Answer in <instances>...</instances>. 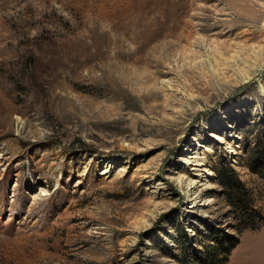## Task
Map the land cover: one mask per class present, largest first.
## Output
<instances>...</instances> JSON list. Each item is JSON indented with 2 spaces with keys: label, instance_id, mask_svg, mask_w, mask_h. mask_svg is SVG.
I'll use <instances>...</instances> for the list:
<instances>
[{
  "label": "rangeland",
  "instance_id": "1",
  "mask_svg": "<svg viewBox=\"0 0 264 264\" xmlns=\"http://www.w3.org/2000/svg\"><path fill=\"white\" fill-rule=\"evenodd\" d=\"M262 164L264 0H0V264H264Z\"/></svg>",
  "mask_w": 264,
  "mask_h": 264
},
{
  "label": "trees",
  "instance_id": "2",
  "mask_svg": "<svg viewBox=\"0 0 264 264\" xmlns=\"http://www.w3.org/2000/svg\"><path fill=\"white\" fill-rule=\"evenodd\" d=\"M262 165H264V164H262ZM219 178H220L219 182L221 183V186L229 193V195H231L230 197L235 196V200H233L232 203H233V205H235L237 207V210H239L240 212L248 211L247 205H246L245 201L242 199L244 192H241V187L240 188L238 187L241 184L238 181L234 182L231 179L225 178L224 175L223 176L219 175ZM254 226L255 225L244 226L243 229H249V228L255 229ZM232 246H233V244H230L227 246L219 245L216 249L219 253L222 252L223 258H221L220 260H213L214 262H212V264H214V263L215 264H217V263L218 264H225ZM215 256L217 257V254H215ZM212 259H213V257L211 258V260ZM207 262H208V259L205 263H202V264H207Z\"/></svg>",
  "mask_w": 264,
  "mask_h": 264
},
{
  "label": "bare ground",
  "instance_id": "3",
  "mask_svg": "<svg viewBox=\"0 0 264 264\" xmlns=\"http://www.w3.org/2000/svg\"><path fill=\"white\" fill-rule=\"evenodd\" d=\"M247 79V78H246ZM245 79V80H246ZM193 158V157H192ZM195 158V157H194ZM193 160V159H192ZM195 160V159H194ZM195 162V166L196 167H203V164H202V162L201 161H194ZM204 171V170H203ZM36 198V197H35ZM38 199V198H37ZM40 199V198H39Z\"/></svg>",
  "mask_w": 264,
  "mask_h": 264
}]
</instances>
